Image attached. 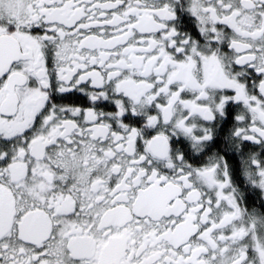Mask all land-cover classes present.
I'll list each match as a JSON object with an SVG mask.
<instances>
[{
  "label": "snow or ice",
  "instance_id": "6c2138e0",
  "mask_svg": "<svg viewBox=\"0 0 264 264\" xmlns=\"http://www.w3.org/2000/svg\"><path fill=\"white\" fill-rule=\"evenodd\" d=\"M0 264H264V0H0Z\"/></svg>",
  "mask_w": 264,
  "mask_h": 264
}]
</instances>
